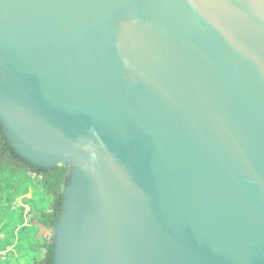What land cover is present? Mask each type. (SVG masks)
I'll return each instance as SVG.
<instances>
[{
    "label": "water",
    "instance_id": "obj_1",
    "mask_svg": "<svg viewBox=\"0 0 264 264\" xmlns=\"http://www.w3.org/2000/svg\"><path fill=\"white\" fill-rule=\"evenodd\" d=\"M0 122L53 264H264V0H0Z\"/></svg>",
    "mask_w": 264,
    "mask_h": 264
},
{
    "label": "trees",
    "instance_id": "obj_2",
    "mask_svg": "<svg viewBox=\"0 0 264 264\" xmlns=\"http://www.w3.org/2000/svg\"><path fill=\"white\" fill-rule=\"evenodd\" d=\"M69 181L68 166L46 168L23 158L0 122V233L6 235L0 257L20 251L23 264H53L49 232L60 218Z\"/></svg>",
    "mask_w": 264,
    "mask_h": 264
},
{
    "label": "rangeland",
    "instance_id": "obj_3",
    "mask_svg": "<svg viewBox=\"0 0 264 264\" xmlns=\"http://www.w3.org/2000/svg\"><path fill=\"white\" fill-rule=\"evenodd\" d=\"M5 238H6V235L2 232V233H0V245L2 244V242H5L4 240H5ZM49 239L51 240V230H50V232H49ZM18 252V251H17ZM16 251H15V253L13 254H11V253H8L6 256L5 255H3V256H1L0 257V264H23V261H22V259H21V252L19 253H17ZM18 257H19V259L20 260H18ZM7 259V260H6ZM6 260V261H5ZM4 261H5V263H4Z\"/></svg>",
    "mask_w": 264,
    "mask_h": 264
}]
</instances>
